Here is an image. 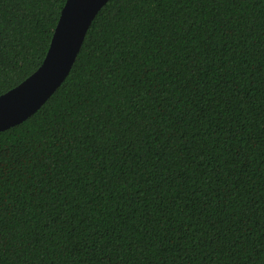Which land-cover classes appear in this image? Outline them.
<instances>
[{
	"label": "trees",
	"instance_id": "16d2710c",
	"mask_svg": "<svg viewBox=\"0 0 264 264\" xmlns=\"http://www.w3.org/2000/svg\"><path fill=\"white\" fill-rule=\"evenodd\" d=\"M66 0H0V95ZM0 264H264V0H107L0 131Z\"/></svg>",
	"mask_w": 264,
	"mask_h": 264
},
{
	"label": "water",
	"instance_id": "95a60500",
	"mask_svg": "<svg viewBox=\"0 0 264 264\" xmlns=\"http://www.w3.org/2000/svg\"><path fill=\"white\" fill-rule=\"evenodd\" d=\"M107 0H66L41 65L0 95V131L33 114L69 73L92 20Z\"/></svg>",
	"mask_w": 264,
	"mask_h": 264
}]
</instances>
